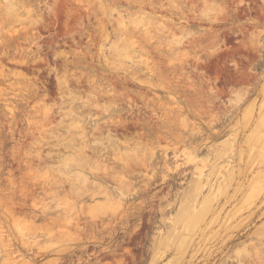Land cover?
<instances>
[{"label": "rangeland", "instance_id": "1", "mask_svg": "<svg viewBox=\"0 0 264 264\" xmlns=\"http://www.w3.org/2000/svg\"><path fill=\"white\" fill-rule=\"evenodd\" d=\"M0 264H264V0H0Z\"/></svg>", "mask_w": 264, "mask_h": 264}, {"label": "bare ground", "instance_id": "2", "mask_svg": "<svg viewBox=\"0 0 264 264\" xmlns=\"http://www.w3.org/2000/svg\"><path fill=\"white\" fill-rule=\"evenodd\" d=\"M196 168H198V167H196Z\"/></svg>", "mask_w": 264, "mask_h": 264}]
</instances>
